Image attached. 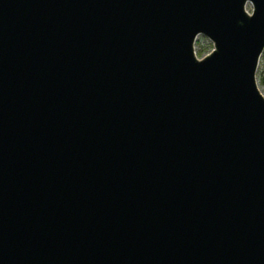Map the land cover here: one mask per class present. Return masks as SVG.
Returning a JSON list of instances; mask_svg holds the SVG:
<instances>
[{
    "label": "water",
    "instance_id": "1",
    "mask_svg": "<svg viewBox=\"0 0 264 264\" xmlns=\"http://www.w3.org/2000/svg\"><path fill=\"white\" fill-rule=\"evenodd\" d=\"M262 50L264 0H0V264H264Z\"/></svg>",
    "mask_w": 264,
    "mask_h": 264
},
{
    "label": "rangeland",
    "instance_id": "2",
    "mask_svg": "<svg viewBox=\"0 0 264 264\" xmlns=\"http://www.w3.org/2000/svg\"><path fill=\"white\" fill-rule=\"evenodd\" d=\"M247 9L249 12L252 11V7L250 5H248ZM212 46L213 43L208 38H206L203 35L199 36L195 46L196 54L198 55L199 58L205 57L211 51ZM201 53L202 55H200ZM256 77H257L259 90L264 96V64H261L260 62Z\"/></svg>",
    "mask_w": 264,
    "mask_h": 264
},
{
    "label": "clouds",
    "instance_id": "3",
    "mask_svg": "<svg viewBox=\"0 0 264 264\" xmlns=\"http://www.w3.org/2000/svg\"><path fill=\"white\" fill-rule=\"evenodd\" d=\"M252 15V12H249V16H251ZM215 51V47L214 46H212L211 47V51L208 53L209 55L212 53V52H214ZM259 62L261 63V64H264V50H262L261 51V55H260V57H259Z\"/></svg>",
    "mask_w": 264,
    "mask_h": 264
},
{
    "label": "snow or ice",
    "instance_id": "4",
    "mask_svg": "<svg viewBox=\"0 0 264 264\" xmlns=\"http://www.w3.org/2000/svg\"><path fill=\"white\" fill-rule=\"evenodd\" d=\"M253 2H254V0H253ZM256 11H257V7L255 6L254 14L256 13ZM250 19H254V15H251ZM218 51H219V48H218V41H217V42H215V53H218Z\"/></svg>",
    "mask_w": 264,
    "mask_h": 264
},
{
    "label": "trees",
    "instance_id": "5",
    "mask_svg": "<svg viewBox=\"0 0 264 264\" xmlns=\"http://www.w3.org/2000/svg\"><path fill=\"white\" fill-rule=\"evenodd\" d=\"M200 55H202V53Z\"/></svg>",
    "mask_w": 264,
    "mask_h": 264
}]
</instances>
